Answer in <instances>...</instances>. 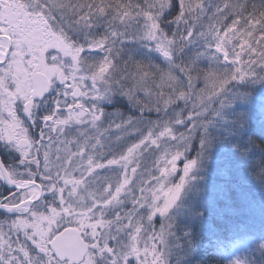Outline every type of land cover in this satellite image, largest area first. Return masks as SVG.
<instances>
[{
  "label": "snow or ice",
  "instance_id": "6c2138e0",
  "mask_svg": "<svg viewBox=\"0 0 264 264\" xmlns=\"http://www.w3.org/2000/svg\"><path fill=\"white\" fill-rule=\"evenodd\" d=\"M203 235L264 264V0H0V264H192Z\"/></svg>",
  "mask_w": 264,
  "mask_h": 264
},
{
  "label": "trees",
  "instance_id": "16d2710c",
  "mask_svg": "<svg viewBox=\"0 0 264 264\" xmlns=\"http://www.w3.org/2000/svg\"><path fill=\"white\" fill-rule=\"evenodd\" d=\"M227 159H229V154H228L227 150H217L216 154L213 158L214 163L217 165L224 163ZM257 207H259V205H257ZM201 240H202V243L204 245V247H202V250H201L203 257L201 258V260L200 259L198 260V264L200 261H207V264H213V261H211L209 259V253L206 251L207 236L206 235L202 236ZM202 251H204V252H202Z\"/></svg>",
  "mask_w": 264,
  "mask_h": 264
},
{
  "label": "rangeland",
  "instance_id": "374dc122",
  "mask_svg": "<svg viewBox=\"0 0 264 264\" xmlns=\"http://www.w3.org/2000/svg\"><path fill=\"white\" fill-rule=\"evenodd\" d=\"M254 95H255V93H254ZM258 109H257V113H258ZM256 123H257V125L260 123V119H257V121H256ZM257 212H259V207H257ZM204 236V235H203ZM201 250H202V248H200V249H198L197 251H196V253L194 254V259H193V261H192V264H198V260L200 259L201 260V258L203 257V255H202V253H201ZM202 252H204V251H202ZM207 254V253H206Z\"/></svg>",
  "mask_w": 264,
  "mask_h": 264
}]
</instances>
